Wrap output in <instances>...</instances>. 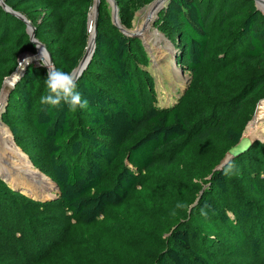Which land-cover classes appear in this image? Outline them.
<instances>
[{"label": "trees", "instance_id": "obj_1", "mask_svg": "<svg viewBox=\"0 0 264 264\" xmlns=\"http://www.w3.org/2000/svg\"><path fill=\"white\" fill-rule=\"evenodd\" d=\"M4 1L35 27L56 68L78 66L94 0ZM115 1L126 24L135 7L154 0ZM107 8L101 0L95 50L76 81L86 108L41 104L47 68L39 63L25 67L6 98L2 121L59 197L37 201L0 175V264L259 258L264 141L218 166L264 100V15L254 0H167L157 25L191 81L174 105L158 107L143 42L124 34ZM12 11L0 5V91L21 54L37 53ZM71 228L97 242L101 260L67 239Z\"/></svg>", "mask_w": 264, "mask_h": 264}, {"label": "rangeland", "instance_id": "obj_2", "mask_svg": "<svg viewBox=\"0 0 264 264\" xmlns=\"http://www.w3.org/2000/svg\"><path fill=\"white\" fill-rule=\"evenodd\" d=\"M105 1L108 6L107 9L109 15L111 16V20L114 21V7H115L114 0H105ZM154 1L142 6L135 7L133 9L131 18L128 20L126 24H123L121 22L119 15V8L117 5L116 21L117 24L125 31L138 33L137 37H139L143 42L148 55L149 62H148L147 70L151 73L153 77V86L156 94V105L158 107H168L174 105L178 101L179 97L182 95L183 91L191 81V74L188 70L183 68L178 63L176 57L177 49L172 44V42L163 34V32L160 31L157 25V20L159 16V11L162 9L163 5L158 11L156 9L151 11L149 7H151ZM254 2L256 7L264 15V4L259 0H254ZM94 5H95V0L92 7ZM147 22H148L147 29L146 27H144L145 29L144 30L142 28L143 24L145 23L144 25L146 26ZM138 28L141 29V31ZM137 29L139 31H136ZM39 54H40V50H39ZM39 54L37 56L35 55L34 56L38 57ZM32 56L33 55L31 54L23 53L21 54L20 62L21 60L23 61L26 57H32ZM31 63L40 64L39 59H32ZM25 67L26 66L23 67L22 72ZM20 75H22V73ZM7 80H9V78ZM6 83L7 81H5L3 85L4 87ZM4 87L0 92V97ZM3 96H4V100H3L4 102L0 106V122L5 125V123L1 119V115L4 111V107L6 103L7 90L5 91ZM259 114L260 116L258 121L256 122V127L249 129V124L253 121L254 117ZM3 128L0 127V138H2L4 136V133L7 132L10 134L9 136L10 138H7L6 141H3L4 146L2 150H0V166L4 165L5 167H8L9 168L8 172H10L9 173L10 176L6 175L5 170L2 171V169H0V175L2 176V178L12 188L19 190L23 194L37 201H41V202L56 201L59 197V188L57 184L52 180V178L47 173H45L44 170H42L39 167H36L32 163L29 155L25 153L21 147L17 146L9 128L6 125ZM243 133L248 134V136L253 139L264 141V100L260 101L257 104L255 114L252 120L249 121V123L247 124V127L245 128ZM18 161H20L25 165L26 173L17 172L16 168L12 166V165L16 166V163H18ZM13 170L18 175L13 174L12 173L14 172ZM42 176L46 177L43 178L45 180L42 179ZM15 177H17V179ZM117 228L119 227H116L114 225H108L107 230L114 234H118ZM67 233H68L67 236L68 240H71L72 242H75L77 245L82 246L83 247L82 251L84 250L85 252H89L88 255L91 256V258L95 257V259L96 258L99 259L98 256L100 255L99 254L100 252L98 251L97 248L98 245L97 242L95 245L93 244L94 246L91 245L92 244L90 242L91 239L85 237L84 230H79V229L73 230V228H71L68 230ZM151 238L152 237H145L144 241L151 242ZM237 260L238 261L235 264H264V254L257 259L240 256L237 258ZM229 261H225V263L227 264L232 263ZM22 263L26 264L25 261Z\"/></svg>", "mask_w": 264, "mask_h": 264}, {"label": "clouds", "instance_id": "obj_3", "mask_svg": "<svg viewBox=\"0 0 264 264\" xmlns=\"http://www.w3.org/2000/svg\"><path fill=\"white\" fill-rule=\"evenodd\" d=\"M37 47L41 49L38 57H26L20 63L21 66H26L32 62V59H39L40 64L47 68L45 85L48 92L40 97V103L52 108H59L62 104H67L72 109L86 108L88 100L77 90L76 81L79 73L56 68L51 63L48 52L42 46L37 45ZM232 169L233 165L228 163L224 173L227 175Z\"/></svg>", "mask_w": 264, "mask_h": 264}, {"label": "water", "instance_id": "obj_4", "mask_svg": "<svg viewBox=\"0 0 264 264\" xmlns=\"http://www.w3.org/2000/svg\"><path fill=\"white\" fill-rule=\"evenodd\" d=\"M4 1V0H3ZM3 1H0V5H2L4 8H6L7 10H9V11H12L11 10V8H9L7 5H6V3H5V1L3 2ZM164 1V3L167 1V0H155L154 1V3L153 4H155V2H157V3H160V2H163ZM99 4H100V0H95V8H96V23H95V39H96V33H97V24H98V17H99ZM152 4V5H153ZM114 21H113V23L116 25L117 24V21H116V16H117V3H116V1L114 0ZM156 9V8H155ZM14 14H16L17 16H19L20 18H22L25 22H27V26H28V28H27V30H28V33L30 34V37H31V40L36 44V46L38 45V46H42L47 52H48V54H49V57H50V61H51V63L54 65V63H53V60H52V58H51V55H50V53H49V51L47 50V48H46V46L43 44V43H41V42H39L38 40H36L35 39V27L30 23V21L29 20H27L26 19V17L25 16H23L22 14H20V13H17V12H14V11H12ZM117 26L119 27V29L124 33V34H126V35H128V36H137L138 35V33H132V32H129V31H125L124 29H122L118 24H117ZM95 39H94V44H93V49H92V52L91 53H88V51H87V49H88V45H87V47H86V50H85V53H84V55H83V57H82V59L80 60V62H79V64H78V66L73 70L74 72H77V73H79V76L83 73V71H84V69L87 67V65H88V63H89V61L91 60V57H92V54H93V52H94V50H95V45H96V43H95ZM38 51H39V48L37 47V53H35V54H33V53H28V54H31V55H38ZM26 53V54H27ZM21 57V56H20ZM19 63H20V60H19ZM27 66V65H26ZM18 68H19V65H18ZM18 68L13 72V74L10 76V77H13V76H15V73L17 72V70H18ZM24 70H25V68H24ZM23 70V71H24ZM23 73V72H22ZM21 76V75H20ZM20 76L16 79V81L20 78ZM10 77H8V78H10ZM6 81V80H5ZM15 81V82H16ZM15 82H13L12 83V88H13V86L15 85ZM5 83V82H4ZM4 83H3V85H4ZM4 87V86H3ZM2 87V88H3ZM11 87L10 88H8V92H7V96H8V94H9V92H10V90L12 89ZM1 91H2V89H1ZM0 91V92H1ZM7 98V97H6ZM262 101V100H261ZM251 121V120H250ZM249 123V122H248ZM247 127V126H246ZM245 127V128H246ZM256 139H253V138H251V137H249L248 135H246V134H242V136H241V138H240V140L238 141V143H236L235 145H233L231 148H229V150L226 152V155L224 156V158H223V160H222V162H221V164L218 166V168L219 167H222L226 162H228L229 160H231V159H233V158H235V157H238L239 155H241V154H243L244 152H246L252 145H253V143H254V141H255Z\"/></svg>", "mask_w": 264, "mask_h": 264}, {"label": "bare ground", "instance_id": "obj_5", "mask_svg": "<svg viewBox=\"0 0 264 264\" xmlns=\"http://www.w3.org/2000/svg\"><path fill=\"white\" fill-rule=\"evenodd\" d=\"M260 2H262L263 4H264V0H259ZM164 4V1L163 2H160V3H157V2H155V4H153V5H151V7H149V9L151 10V11H153V10H155V8H156V10L158 11L160 8H161V6ZM95 23H96V8H95V5L92 7V9H91V12H90V14H89V24H88V32H89V36H88V49H87V51H88V53H91L92 52V49H93V44H94V39H95ZM145 24V23H144ZM143 24V29H144V27H146V29H147V26H148V22H147V24H146V26ZM139 29V28H138ZM136 30V31H141V29H139V30ZM145 30V29H144ZM39 50H41L40 48H39ZM38 54H39V51H38ZM35 56H37V55H35ZM35 56H32V57H35ZM21 62H22V60H21ZM23 67L24 66H21V63H20V66H19V68H18V70H17V72L15 73V76H13V77H10L9 78V80H7L6 79V81H7V83H6V85H5V87H4V89H3V92H2V94H1V97H0V106H1V104L4 102L3 100H4V96H3V94L5 93V91L7 90V92H8V87H11V85H12V83L13 82H15L16 81V79L19 77V75L22 73V69H23ZM9 81V82H8ZM259 116H260V114L259 115H256L255 117H254V119H253V121L249 124V129H252V128H255L256 127V122L258 121V119H259ZM0 127H5V125L3 124V123H1L0 122ZM4 129V128H3ZM246 135H248V134H246ZM10 136V134L7 132V133H4V136L2 137V138H0V140H1V142H0V150H2V148H3V146H4V142L3 141H6V139L7 138H10L9 137ZM11 156V155H10ZM14 168H16V171L17 172H22V173H26V167H25V165L23 164V163H21L20 161H18V163H16V166H18V167H16V166H14V165H12ZM0 169H2V171H4L5 170V172H6V175H8V176H10V172H8V167H5L4 165H1L0 166ZM14 171V170H13ZM13 174H16L15 173V171L14 172H12ZM16 175H18V174H16ZM16 179H17V177H15ZM39 178V177H38ZM43 178H46L45 176H42V179ZM20 179V178H19ZM41 179V178H40ZM14 180V179H13ZM12 180V181H13ZM43 180H45V179H43ZM17 181H20V180H17ZM22 181V180H21Z\"/></svg>", "mask_w": 264, "mask_h": 264}]
</instances>
